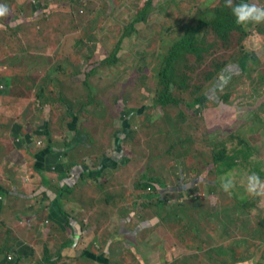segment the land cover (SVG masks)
I'll return each instance as SVG.
<instances>
[{
	"label": "rangeland",
	"instance_id": "rangeland-1",
	"mask_svg": "<svg viewBox=\"0 0 264 264\" xmlns=\"http://www.w3.org/2000/svg\"><path fill=\"white\" fill-rule=\"evenodd\" d=\"M251 1L264 5V0ZM146 2L0 0L11 10L10 20L16 26L0 30V64L6 68L1 74L10 82L0 83V157L14 148L37 153L43 146L39 139L32 134L31 138L23 136L39 126L50 124V129H60L62 140L67 141L62 132H69L70 138L75 129L74 124L65 128L69 120L83 136L87 134L77 152L62 150L61 158L72 154L70 161L76 157L78 165L87 167L69 192L77 195V190L84 191L88 197L78 200L80 206L95 204L94 212L101 215L97 221L93 218L96 213L91 214L88 225L84 222V229L75 232L81 234V249L89 245L98 256L91 261L65 250L50 264H242L253 259L255 264H264V234L251 214L239 206L256 196L247 191V177L255 173L264 178V36L257 33L264 24L244 27L249 34L235 49L222 47L220 55L234 56L237 61L214 82L205 81L214 55L202 54L199 66L200 58L187 57L183 66H193V71L186 81L188 91L181 96L183 102L161 108L154 100L167 49L181 39L198 7L213 8L220 0H153L146 20L135 22ZM17 21L22 24L13 25ZM245 62L248 69L244 72ZM195 85L205 86L202 94L206 98L189 105ZM227 93V104L236 111L218 105ZM56 117L65 122L56 121ZM234 131L253 151L250 154L246 148L243 158L247 161L217 175L210 143ZM67 143V147L72 144ZM115 145L118 150L113 154ZM107 160L110 167L98 179L89 178V167L95 171ZM7 172L8 184L11 179L19 182L23 178L15 169ZM64 175L61 172L59 179ZM27 178L29 183L34 181ZM148 179L154 181V188L136 187ZM226 179L235 185L229 193L221 188ZM51 188L55 192L59 187ZM192 199L194 203H190ZM25 200L23 209L32 208ZM15 203L19 204L18 199ZM78 203V211L72 207L67 211L81 213ZM99 221L102 225L96 230ZM143 221L150 227L134 236ZM123 225L131 233L119 238L111 261L102 263L101 251L108 250L102 242L112 248L116 241L111 233ZM8 226L0 225V234ZM46 227L52 229L48 238L56 241L38 234L37 251L43 260L38 264H44L47 255L59 253L69 237L55 221ZM32 229L36 234L35 228L28 227ZM15 230L17 233L18 228ZM92 237H97L93 245ZM25 238H30L28 233ZM13 239L2 240L0 255L10 250ZM32 253L29 250L27 254ZM236 255L238 263L234 262ZM34 259L38 262L34 257L29 263Z\"/></svg>",
	"mask_w": 264,
	"mask_h": 264
},
{
	"label": "crops",
	"instance_id": "crops-1",
	"mask_svg": "<svg viewBox=\"0 0 264 264\" xmlns=\"http://www.w3.org/2000/svg\"><path fill=\"white\" fill-rule=\"evenodd\" d=\"M3 1H12V0H3ZM22 2V0H18ZM9 14L2 18H0V30L2 28L6 27L7 28H16V26H12V22L10 19V9ZM42 12V11H41ZM6 24V26H4ZM21 25L22 21H17L13 25ZM8 30V29H7ZM6 69L0 64V83H8V77H4L2 71ZM10 73V71L8 72ZM27 76V75H26ZM10 83V82H9ZM7 85V84H5ZM1 86H3L1 84ZM11 87V85H9ZM13 86V85H12ZM262 100H264V95L261 97ZM240 111H244V108L239 109ZM68 118L72 117L70 115V112H67ZM56 121H63V119H58L56 117ZM69 121V120H68ZM66 121V127L65 128H71L70 123ZM51 122V121H48ZM54 122V121H53ZM59 125V122H57ZM15 123L12 124V131L15 130ZM68 126V127H67ZM61 126L59 125V128ZM39 126L35 132L29 131L27 132L23 137L26 135L34 138H38L37 142H41L43 145L42 147L38 148L37 153H24L21 150H16L15 148L11 150L10 153H6L2 155L0 158V225L8 224L9 226L7 227L5 232H2L0 234V245L2 244V240L4 238H14L13 242L10 245V250L3 255H0V264H34L36 261L35 259L32 260V263H29L32 258L36 257L38 259V262L36 261L35 264H38L39 262H43L42 258L38 254V242L37 238L39 233L41 232L42 235H45V237H50L52 229H48L46 226L51 224L53 221H55L58 225L63 227L64 233L68 234L66 239L68 240H73L72 244L68 246L66 251L69 252H76L78 255H76V258H83V259H91V256L95 254L94 251L91 250L88 246H86L85 250L81 249V246L79 243L81 242L82 237H80L81 234H75L76 229L79 231H82L84 229V222L86 225H88V220L89 216L92 214H95L97 211L95 208V204L83 208L80 206V203H78V200L83 199L84 197H88L84 191H79L77 190V195L75 193L69 192V189H72L73 186L77 184V181L79 180V177L84 175V172L87 170V167L83 165H78V162H75L76 157L74 160L70 161L69 156H72V154H66L67 157L61 158L62 156V150L64 151V148H66L67 141L72 143L69 147H67L65 150L68 153H71L72 151L77 152V149L79 146L84 145L86 142L87 134L84 133V136L82 135L83 133L81 131H78L76 129H73L72 134L73 137L69 138V132H62L64 133V137L67 138V141L62 140V136H60L61 132H59L60 129L56 131V127H53V129H50V124L47 125V128ZM31 129V128H30ZM29 130V129H28ZM27 130V131H28ZM35 135H34V134ZM58 133V134H57ZM74 133L76 135H74ZM80 133V135H79ZM14 134V133H13ZM29 136V137H30ZM71 136V135H70ZM30 137V138H31ZM14 139V137H12ZM83 138V139H82ZM24 139V138H23ZM80 139L83 140V142H80ZM20 139H18L19 141ZM76 140V142H74ZM23 142V140H22ZM34 142V141H33ZM63 142V143H62ZM24 143V142H23ZM5 144V143H4ZM64 144V145H63ZM118 145H115L114 147V152L113 154L117 153L118 150ZM117 148V150H116ZM16 151H20L21 153H16ZM44 153V154H42ZM14 155H17L18 157H14ZM115 156V155H114ZM114 156L112 159H114ZM111 159V160H112ZM101 162L99 167L94 171L93 169H90V177L93 179H98L100 177L99 175L105 171L107 168H109V163ZM12 168L13 172L14 169L19 171L20 174H22L23 178L17 182L11 179L10 184H8V177L9 174L7 171H10ZM26 168L28 169L29 174L26 171ZM99 168V169H98ZM85 169V170H84ZM92 171V172H91ZM61 172H64L65 175L62 176L61 179L60 175ZM47 177H46V175ZM29 177L32 181L29 183V180H27ZM27 178V179H26ZM60 180V181H59ZM7 181V183H5ZM93 185V184H92ZM59 187L57 191H51V187ZM53 190V189H52ZM39 191V192H37ZM32 192V193H31ZM43 193V194H42ZM16 196L13 198L12 196ZM19 201V204L15 203V200ZM25 199L29 200V204L27 207H32V208H27L23 209V205H25ZM12 200V201H10ZM76 203L79 204L80 206V212L73 214V212H69L70 207H72V210L78 211V207ZM86 211V212H85ZM63 212L67 213L69 217H65ZM87 214V218H85V215ZM99 216L96 213V215L93 217L98 221ZM78 217L80 218V221H78ZM35 218V219H34ZM33 219V220H32ZM35 221V222H34ZM3 223V224H2ZM97 223V222H96ZM100 221L96 224V230L98 229V225H102ZM139 227L133 231L134 236H136L139 231L142 229H145L146 227H150V223H140ZM94 226V225H93ZM90 227V229L93 228ZM126 225H123L120 227V231L113 232L111 233V236L115 238V243L113 244L112 248L109 247V245H106L104 242L102 244L108 247L109 253L113 250H115L114 246L120 245V237H126L125 235H128L127 233H131V231L124 230ZM18 228V232L16 233L15 228ZM28 227L35 228L34 230H28ZM2 229V227H1ZM82 229V230H81ZM1 231V230H0ZM13 234L9 235L11 232ZM16 233V234H14ZM29 234L30 238H25L26 234ZM78 236L79 239L75 246L74 238ZM43 237V236H42ZM47 238L45 239V242ZM93 238V240H92ZM91 242L92 245L94 244V239L97 237H92ZM51 241H56V238H48ZM66 240L65 242H68ZM99 240V239H98ZM48 241V242H51ZM47 242V243H48ZM99 242V241H98ZM73 243L75 248L73 247ZM65 244V243H64ZM110 244V243H109ZM79 245V247H77ZM96 248H99L96 245ZM61 249V248H60ZM58 250V252L60 251ZM29 250L34 251V254H27L29 253ZM100 250H102L100 248ZM65 251V250H64ZM106 251V250H105ZM101 251V252H105ZM56 253L55 255H57ZM102 254V253H101ZM15 255V256H14ZM63 255V254H62ZM103 255V254H102ZM98 256V255H94ZM12 258V259H11ZM59 258V257H57ZM86 259V260H87ZM44 264H50L48 261H45L44 259ZM93 264V262H92Z\"/></svg>",
	"mask_w": 264,
	"mask_h": 264
},
{
	"label": "trees",
	"instance_id": "trees-1",
	"mask_svg": "<svg viewBox=\"0 0 264 264\" xmlns=\"http://www.w3.org/2000/svg\"><path fill=\"white\" fill-rule=\"evenodd\" d=\"M152 2L153 0H147L146 4L141 8L142 10L138 12L135 22H144L146 20L148 14L152 11ZM233 2V6H235V4L241 2V0H233ZM246 2L252 1L246 0ZM130 27L132 30H134V24H131ZM258 31V34L264 36V29H258ZM130 33L128 34L127 31H125L127 36L130 35ZM246 34L248 35L249 33L244 30V27L236 24L231 9L226 6V0H220L218 5L213 8L202 9L198 7L181 39L171 45L163 57V64L158 77L159 82L157 86V96L154 100L155 106H160L161 108L168 106L175 107L179 103L183 102L181 96L188 91L186 81L188 76L190 77L189 72L193 71L192 65V68H185L183 66L186 64L187 57L189 58L190 55H195L196 57L200 58L197 59V61L200 62L197 64L199 66L203 64L201 63L202 54H212V56L214 55L211 64L212 66L210 67L212 70L205 72V81L210 83L218 78L222 70L237 61L234 56H228L229 58H225V55H220L219 51H221L222 47H225L228 50L232 48L235 49L237 45L243 41V38L246 36ZM241 48L242 44L240 46V49ZM115 52L116 51L113 52V55L116 54ZM243 56H239L238 58H242ZM247 60L250 61L249 58H247L246 61ZM107 62H111V60ZM246 65L247 63L245 62L244 67H242L244 72L246 69H248L246 68ZM182 66L185 68L183 71H181ZM179 71L180 76L178 74ZM204 88V85L194 86V99L188 103L189 105H198L201 102L202 96L206 98L205 94H202ZM178 95L180 96L178 97ZM229 100L230 93L224 94L220 98L218 105H223L225 109L236 111L237 108L231 107L227 104L229 103ZM246 109L247 108H244V110ZM70 124H74V126H76V123ZM183 141L186 140L183 139ZM68 144L69 143L66 144V147ZM183 144H185V142ZM209 148L212 155L213 165L218 172L217 175L228 173L232 167L239 166L240 164L242 165V160H246L243 158L244 152L246 153V148L247 152L250 154L253 151V148H250V144L246 142L244 137H242V135L237 131H234L228 137H225L219 141L211 142ZM260 178L262 179V177ZM262 180H264V178ZM153 184L154 181L148 179L146 184H143L144 186L141 182L136 187L145 189L150 187L154 188L155 186ZM162 199V197H159L158 201L161 202ZM194 202L195 200L192 199L190 203ZM199 202L201 201L199 200ZM239 206L242 211L251 214V216L255 219L261 234H264V194L255 197L253 196L251 199L247 200L243 204H240ZM64 215L69 217L67 213ZM72 242L73 240H68V242H66L61 247L59 253L57 254L58 257L61 256L64 250H66L68 246L72 244ZM102 254L101 258H99V260H104L102 263L105 261H111L112 256L109 251L102 252ZM54 256L56 255H47L45 257L47 260L45 258L44 259L49 263H53L51 259ZM238 257L239 255L235 256V263H238ZM94 258L95 256L92 255L91 259Z\"/></svg>",
	"mask_w": 264,
	"mask_h": 264
},
{
	"label": "clouds",
	"instance_id": "clouds-1",
	"mask_svg": "<svg viewBox=\"0 0 264 264\" xmlns=\"http://www.w3.org/2000/svg\"><path fill=\"white\" fill-rule=\"evenodd\" d=\"M233 4V0H226V6L231 9L236 24L242 27L264 24V5H258L255 2H246V0H241L235 6ZM8 14L9 10L7 5L0 4V18ZM234 186L232 179H226L222 183L221 188L225 193H229ZM247 191L256 196L264 194V180H261L255 173L249 175L247 177ZM242 264H255V260H245Z\"/></svg>",
	"mask_w": 264,
	"mask_h": 264
},
{
	"label": "water",
	"instance_id": "water-1",
	"mask_svg": "<svg viewBox=\"0 0 264 264\" xmlns=\"http://www.w3.org/2000/svg\"><path fill=\"white\" fill-rule=\"evenodd\" d=\"M78 239H79L78 236H76V237L74 238L75 246H76V244H77V242H78ZM75 246H74V243H73V247H75Z\"/></svg>",
	"mask_w": 264,
	"mask_h": 264
},
{
	"label": "flooded vegetation",
	"instance_id": "flooded-vegetation-1",
	"mask_svg": "<svg viewBox=\"0 0 264 264\" xmlns=\"http://www.w3.org/2000/svg\"><path fill=\"white\" fill-rule=\"evenodd\" d=\"M67 148V147H66ZM66 148H64V150L66 149ZM66 151V150H65Z\"/></svg>",
	"mask_w": 264,
	"mask_h": 264
}]
</instances>
